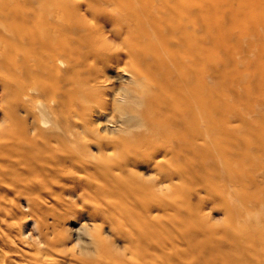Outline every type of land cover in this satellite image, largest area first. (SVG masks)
<instances>
[{"label":"bare ground","instance_id":"1","mask_svg":"<svg viewBox=\"0 0 264 264\" xmlns=\"http://www.w3.org/2000/svg\"><path fill=\"white\" fill-rule=\"evenodd\" d=\"M210 1L0 0V264H236V222L208 224L189 200L200 178L236 220V142L209 155L210 136L236 133L229 37ZM25 215L35 233L12 242L9 221ZM83 217L89 240L69 245ZM248 224L262 243L264 224Z\"/></svg>","mask_w":264,"mask_h":264},{"label":"rangeland","instance_id":"2","mask_svg":"<svg viewBox=\"0 0 264 264\" xmlns=\"http://www.w3.org/2000/svg\"><path fill=\"white\" fill-rule=\"evenodd\" d=\"M214 1L211 0L209 3ZM214 3H219L218 12L223 24L222 33L229 37L224 42V47H222L223 63L221 68L224 73L229 74L231 69L233 74L231 76L236 78L234 89L236 90V95L233 100L236 108V118L231 124V127H236V133L227 137L221 134L215 138L210 136L209 145L215 142L216 145L214 146L217 151L210 152L209 155L217 159L220 152L230 148L229 143L236 142V158L233 157L232 159L234 170H236V207L239 209H236V220L231 222L229 219V215H227L228 205L226 203L220 200L214 202L208 199L206 191L211 190V186H202L200 178L192 179L191 187L196 189L191 192L189 200L195 205L200 198L203 199V212L208 224H215L220 228H224L236 222L232 224L236 228V250L232 252V254L236 255V264H254L253 258H257L260 255L261 257L264 256V240L260 244H254V241L257 242V236H252L254 239L252 242L251 238L246 237L245 232H250L251 228L248 224L250 221L264 224V217L261 216L264 214V209L259 206V204L264 203V182L258 179L254 181V176L264 170V133L258 131L256 125L258 122H264V108L257 110L256 107V105L263 106L262 102H264V41L257 45L260 48V51L257 52H251V50H255L251 45H254L259 35H264V0H217ZM253 23L257 27H253V30H251ZM108 75L111 77V83L118 86L127 79V76L117 75L114 70H110ZM245 75L248 78L241 82V76ZM255 75L259 76V80L256 79ZM252 79L255 83L258 82L257 87L248 84ZM254 82L252 81L251 83ZM108 98L111 99V97ZM2 103L0 100V126H7L9 121H3V116L8 110L3 107ZM257 111L258 115H256ZM99 121L103 130L112 128L111 125L113 123L110 121L109 116H105ZM145 170L141 168L142 172H145ZM147 173L150 174L149 172ZM218 176H220V173H218ZM19 197L16 202L19 203L21 210L16 214L17 217L22 218L21 211L28 214L29 208L26 198L23 196ZM12 198L13 196H10L9 199ZM254 202L258 204L253 205ZM241 203L244 206L242 209L240 208ZM163 214L164 212L161 211L160 215L162 216ZM19 218L11 219L12 221L10 220L9 224L19 222L21 223L20 226L12 225V228H8L9 231H12L8 239L11 238L12 242L16 243L20 239L30 238L35 233L33 220H30L32 219L31 216H26L21 220ZM49 220L50 222L53 221L51 218ZM91 224L92 222L85 217L78 221L73 218L68 223L71 232L69 245L78 241L85 244L89 237L85 234L84 228H91ZM103 235H109L105 228L103 229ZM251 245L254 246L250 248ZM222 250L233 251L228 247H223Z\"/></svg>","mask_w":264,"mask_h":264}]
</instances>
